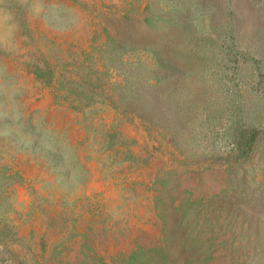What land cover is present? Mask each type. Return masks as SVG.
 Wrapping results in <instances>:
<instances>
[{"label":"rangeland","instance_id":"obj_1","mask_svg":"<svg viewBox=\"0 0 264 264\" xmlns=\"http://www.w3.org/2000/svg\"><path fill=\"white\" fill-rule=\"evenodd\" d=\"M0 264H264V0H0Z\"/></svg>","mask_w":264,"mask_h":264},{"label":"clouds","instance_id":"obj_2","mask_svg":"<svg viewBox=\"0 0 264 264\" xmlns=\"http://www.w3.org/2000/svg\"><path fill=\"white\" fill-rule=\"evenodd\" d=\"M35 10H36V12L38 13V12L40 11V8H39V7H37Z\"/></svg>","mask_w":264,"mask_h":264}]
</instances>
